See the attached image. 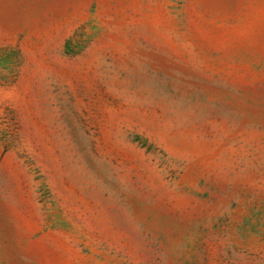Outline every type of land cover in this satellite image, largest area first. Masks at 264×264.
I'll return each mask as SVG.
<instances>
[{
    "label": "rangeland",
    "instance_id": "1",
    "mask_svg": "<svg viewBox=\"0 0 264 264\" xmlns=\"http://www.w3.org/2000/svg\"><path fill=\"white\" fill-rule=\"evenodd\" d=\"M0 264H264V0H0Z\"/></svg>",
    "mask_w": 264,
    "mask_h": 264
}]
</instances>
